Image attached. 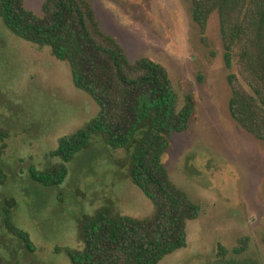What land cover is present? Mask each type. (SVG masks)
Returning <instances> with one entry per match:
<instances>
[{
	"label": "rangeland",
	"instance_id": "rangeland-1",
	"mask_svg": "<svg viewBox=\"0 0 264 264\" xmlns=\"http://www.w3.org/2000/svg\"><path fill=\"white\" fill-rule=\"evenodd\" d=\"M44 0H26L42 14ZM105 32L124 47L131 61L148 57L169 72L179 108L192 98L189 127L170 136L163 156L171 179L202 205L188 222L187 246L158 264H264V141L232 118L228 75L246 87L238 51L232 68L218 15L205 33L193 19L190 0H90ZM100 106L78 89L67 62L50 47H38L12 33L0 16V130L7 132L0 170V259L3 264H71L58 249L82 248L79 221L110 206L114 212L146 217L153 203L132 181L124 149L94 135L89 147L68 163L58 186H43L30 168L61 162L50 152L99 113ZM1 144V142H0ZM26 231L30 249L8 226ZM244 246L241 252L236 248Z\"/></svg>",
	"mask_w": 264,
	"mask_h": 264
},
{
	"label": "trees",
	"instance_id": "trees-1",
	"mask_svg": "<svg viewBox=\"0 0 264 264\" xmlns=\"http://www.w3.org/2000/svg\"><path fill=\"white\" fill-rule=\"evenodd\" d=\"M190 2L202 33L211 16L218 15L229 69L238 51L246 87L237 84V75H228L230 114L242 129L264 141V0ZM0 16L16 36L50 47L57 59L67 62L74 85L100 106L92 121L62 136L50 152L61 162L45 170L31 167V178L43 186L62 184L68 163L89 147L94 135H102L109 146L126 151L122 166L153 203L146 217L122 215L108 205L85 215L78 225L83 247L58 251H65L71 264H158L187 246L188 222L199 218L202 205L174 183L162 159L171 134L188 129L194 100L188 98L179 108L166 67L148 57L131 61L123 45L104 31L90 0H44L42 14L29 9L26 0H0ZM7 136L0 130V155ZM6 179L0 170V186ZM6 212L10 230L33 249L29 234L12 222L10 208Z\"/></svg>",
	"mask_w": 264,
	"mask_h": 264
}]
</instances>
